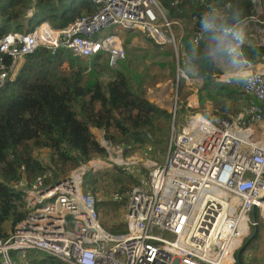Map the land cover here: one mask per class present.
Masks as SVG:
<instances>
[{"label":"built area","instance_id":"2783aa9c","mask_svg":"<svg viewBox=\"0 0 264 264\" xmlns=\"http://www.w3.org/2000/svg\"><path fill=\"white\" fill-rule=\"evenodd\" d=\"M28 1L26 18L36 2ZM186 1L173 0L172 5L180 8ZM200 1L207 10L184 20L171 17L159 0H92L90 11L63 26L41 21L31 30L0 36V88L13 81L21 62L42 46L51 53L65 49L79 58L105 55L108 66L115 68L126 58L120 36L95 34L119 26L141 31L160 47L169 45L176 80H184L191 91L179 105L185 113L176 126V111L172 112L173 134L163 162L146 159V175L125 196L123 233L112 234L102 226L93 194L81 189L84 173L103 159H92L56 180L47 172L30 181L19 169L8 185L21 192L25 215L0 231V264H44L48 259L57 260L53 264H241L237 253L258 225L257 216L264 217V70L244 59L240 49L264 46V0H247L249 14L230 27L207 20V28L202 21L207 16L225 19L230 1L224 3L225 10ZM241 26L242 44L229 32ZM209 31L231 39L232 45L224 44V50L232 61L223 71L231 64L238 66L236 72L223 79L216 75L215 80L239 78L247 96L237 112L225 117L200 109L197 92L202 79L186 53V42L197 47ZM262 61L258 65L264 64V56ZM102 142L112 159L109 151L115 149L109 141ZM117 149L112 160L120 167L126 162L123 150ZM51 152L35 147L33 155L44 164ZM132 175L140 174L136 169Z\"/></svg>","mask_w":264,"mask_h":264},{"label":"trees","instance_id":"16d2710c","mask_svg":"<svg viewBox=\"0 0 264 264\" xmlns=\"http://www.w3.org/2000/svg\"><path fill=\"white\" fill-rule=\"evenodd\" d=\"M35 1L32 16L26 18L28 0H0V36L10 30H31L41 21L63 26L83 11H90L93 6L92 0ZM159 1L171 17L185 20L190 19L192 14H201L207 10L200 0H187L179 5L180 8L172 5L173 0ZM204 1L222 10H225L224 3L230 1L225 19L206 17L217 25L230 27L249 14L247 0ZM126 31V37L129 36L123 39V47L135 34L134 31L141 33L138 30ZM142 36L155 47H160L152 39ZM221 37L209 31L197 47L186 42V53L189 65L202 79L197 92L199 105L202 107L205 100L214 106L222 105L217 115L225 117L229 114L230 106L222 98L231 100V105L235 99L241 102L244 94L237 86L242 82L235 78L229 82L215 80L216 75L223 74L222 67L217 63L224 52ZM170 49L166 48L167 55L172 53ZM240 52L244 59L259 63L264 56V46L242 45ZM124 60L119 62L117 68H110L105 55L79 58L71 56L65 49L51 53L42 46L25 58L15 79L0 88V231L8 225H14L25 215L21 192L8 185L17 179L19 169L25 172L30 181L47 172L56 180L92 159L107 157V151L94 137L92 128L103 130L104 138L121 147L126 157L139 146L161 144L168 139L171 113L147 99L144 78L129 69L130 65ZM165 68L161 80H174L175 62L171 60L170 66ZM105 75L107 80L103 81ZM180 85L183 86V82ZM35 147L52 151L47 163L42 164L35 158ZM115 169L117 175L111 171L91 169L83 175L84 191H91L93 195L99 177L111 176L112 182H116L114 194L121 197V201L118 198L97 199V213L105 214L127 201L121 193L125 182H134L133 175L121 167L115 166ZM140 170L147 173L143 166ZM48 181L44 180L46 183ZM255 229L244 242L245 245L250 239L258 238L259 228ZM107 231L112 234L124 232H116L115 229ZM244 248L239 254L240 263L243 264L242 259L246 256L247 264H255L249 259L251 255L244 254ZM52 262L57 260L48 259L43 263Z\"/></svg>","mask_w":264,"mask_h":264},{"label":"rangeland","instance_id":"374dc122","mask_svg":"<svg viewBox=\"0 0 264 264\" xmlns=\"http://www.w3.org/2000/svg\"><path fill=\"white\" fill-rule=\"evenodd\" d=\"M110 33L118 34L120 36L121 41L123 42V39H125L126 37L127 31L121 30L119 26H108V27L100 29L95 34V36H106ZM133 33L135 34L131 36L127 44L124 43L125 45L124 49L126 51V58L124 62L130 65L129 69H133L135 73L139 74V76L144 78L143 85L145 86L147 90L146 91L147 99L150 100L151 102H154V104L157 105L159 108L165 109L168 112H170L171 121H170L169 129H168L169 137L167 140H165L161 144L148 143L143 146H139L138 149L134 150L127 157L124 156L122 153L123 160L126 162V164L121 165L120 167H122L125 170V172H127L128 174L130 173L129 175L131 174L135 175L136 169L139 171V174L141 175V176L137 175V177L132 176L134 182L124 183L123 185L124 190L122 191L121 194L127 197L129 193L128 191H130L133 188V186H136L135 181L138 183L139 179L146 175L145 174L146 172L144 173L140 170V167L144 166L146 159L152 162H158V163L163 162L166 152H167L169 140L173 134V132L170 130V126L173 120L172 112L176 111L174 114V121H175V126H176L177 123L181 122L183 114L185 113L184 108L178 109L179 105H182V104L184 105L186 103V101L184 100L190 95V92H191L187 88L185 83L183 82L184 80L182 81L180 79L178 82L176 80V61H175L174 52L172 51V53H170L169 55H167L165 52L167 47L169 48L171 47L169 45H164L162 47H155V45L147 41L145 37L142 36L143 34L142 32H141L142 34L136 31H134ZM217 37H220L219 34H217ZM221 39H223V42H224L223 44L231 43V39L226 36H222ZM223 51L225 52L224 49ZM224 52L222 56L218 58V61H217L220 67L225 66L226 64L232 61V58L230 57V55L227 52L225 53ZM171 60L175 62V78L174 80H168V79L161 80L162 74L166 72L165 67L170 66ZM21 66H22V62L20 64V67ZM160 66H164V67H160ZM237 70H238V66L233 68V64H231V66H229L227 70L229 72L226 71L223 74H220L217 76H219V79H223L227 73L236 72ZM106 80H107V76L105 75L103 77V81H106ZM237 80L242 82V80H240L239 78ZM218 81H222V80H218ZM180 82H183L184 85L179 86ZM237 86L241 88V84L240 85L237 84ZM176 88H177V91H176ZM163 98L167 102V104H164L162 102ZM222 101H227V106L228 107L230 106L229 114H233L237 112L239 108L243 105L242 101L240 102V100L238 99H235L231 105L229 104L231 100L222 98ZM197 103H198V100H197ZM222 104L225 105V103H222ZM222 108H223L222 105L214 106L212 104V107H210L208 110L206 109V107L204 109L203 108H200V109L206 115H211L212 117L214 116L219 117L217 115V112H219ZM214 109L216 110L214 111ZM92 132L94 134V137L97 139V141L101 145H103L102 140L103 139L106 140L103 135L104 134L103 130L94 128ZM111 145L113 149H115V152L113 150H110L109 153L111 155V158L114 160L116 159V154L119 153L118 152L119 149L117 148H121V147L115 146L113 144ZM121 150L123 149L121 148ZM108 157H109V154L107 153V157L103 158L104 160L103 162H100L97 165L90 166V169L93 171H111L117 175L118 173L115 169V166H118V164L114 163L112 159H108ZM115 185H116V182H112L111 176L99 177L98 187L93 195L95 198V201L97 199L104 200L105 198L106 199L118 198V201L120 202L121 199L119 198L121 197H118L117 194H114V192H116ZM81 189L84 190V183L81 184ZM86 192H89L92 194L91 191H86ZM123 200L125 201L124 198ZM123 211H124V202L120 204L118 207L111 209L109 212L105 214L98 212L100 214L99 216H100L102 226L106 230L115 229L116 232L125 231V224L123 222ZM257 221H258V225L256 227L259 228L258 238L256 239L252 238L246 243L245 248H244V251H246V253L244 252V254L251 255L249 259L252 260L253 263L264 264V217H260L258 215ZM256 227L252 228L250 235L244 240V242L247 241L249 237H251ZM242 262L243 264H247L246 256L242 259Z\"/></svg>","mask_w":264,"mask_h":264},{"label":"clouds","instance_id":"9594fccd","mask_svg":"<svg viewBox=\"0 0 264 264\" xmlns=\"http://www.w3.org/2000/svg\"><path fill=\"white\" fill-rule=\"evenodd\" d=\"M202 23L204 24V26L207 28L208 27V23H207V19L205 18L204 21H202ZM230 34L232 35V38L237 41L238 43L242 44L244 42V29L243 27H238L235 29H230L229 30Z\"/></svg>","mask_w":264,"mask_h":264},{"label":"crops","instance_id":"0c3cea01","mask_svg":"<svg viewBox=\"0 0 264 264\" xmlns=\"http://www.w3.org/2000/svg\"><path fill=\"white\" fill-rule=\"evenodd\" d=\"M263 62V61H262ZM259 63H261V62H259ZM259 63H255L256 64V66H258V67H260V69H262V70H264V64H260V65H258ZM226 67V66H225ZM224 66H222V68L224 69L225 68ZM222 69V70H223ZM224 72V71H223ZM240 90H241V88H240ZM244 98L242 99V103H245V102H247V96L244 94V96H243ZM198 100V99H197ZM163 101H165L164 100V98H163ZM166 102V101H165ZM199 104V103H198ZM200 106V105H199ZM206 107V109L208 110L210 107H212V104H211V102L209 101V100H205L204 101V103H203V105H202V107L200 106V108H205ZM209 107V108H208ZM216 109H214V111H215ZM94 128H92L91 130H93ZM95 129H97V128H95ZM258 137H259V135H257Z\"/></svg>","mask_w":264,"mask_h":264},{"label":"water","instance_id":"95a60500","mask_svg":"<svg viewBox=\"0 0 264 264\" xmlns=\"http://www.w3.org/2000/svg\"><path fill=\"white\" fill-rule=\"evenodd\" d=\"M254 231H256V229H255ZM244 247H245V244L242 245V247L240 248V250H239L238 253H237V260H238V261H239V254H240L241 250H242Z\"/></svg>","mask_w":264,"mask_h":264}]
</instances>
